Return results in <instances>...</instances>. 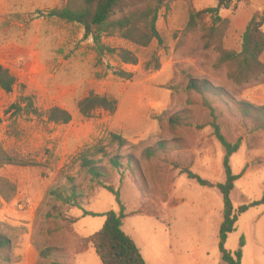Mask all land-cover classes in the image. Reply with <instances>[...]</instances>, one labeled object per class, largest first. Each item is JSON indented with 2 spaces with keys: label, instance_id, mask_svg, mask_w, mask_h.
<instances>
[{
  "label": "rangeland",
  "instance_id": "374dc122",
  "mask_svg": "<svg viewBox=\"0 0 264 264\" xmlns=\"http://www.w3.org/2000/svg\"><path fill=\"white\" fill-rule=\"evenodd\" d=\"M66 1L0 0V63L18 81L11 94L0 89V145L41 162L16 172L17 194L12 201L0 195V232L13 240L0 253V264H102L90 237L105 217L83 216L82 210L70 206H61L50 217L53 206L47 195L65 183L66 174H78L83 149L104 145L117 153L110 145L111 133L136 145L121 150L125 166L113 171L111 182L127 215L123 229L146 263L223 264L219 250L223 195L185 171L212 183L225 182V151L215 136V122L229 141L243 139L230 160L235 174L245 169L231 193L235 209L262 198L264 130L257 129L232 101L264 105V74L234 84L228 66L218 65L217 50L206 46L203 26L187 28L191 8L213 7L218 0H165L158 20L163 44L155 41L138 48L117 36L105 39L112 48L135 52L136 65L122 64L115 55L99 61L82 26L46 16L47 10ZM256 12H264V0H234L230 10H221V16L231 20L224 36L226 48L240 50L248 19ZM211 22L207 17L205 24ZM157 58L160 69L148 68ZM121 70L132 73V78L118 76ZM191 77L207 81L226 99L187 90ZM91 91L115 97L117 111L100 110L92 118L83 117L77 105ZM23 94L33 95L42 111L53 106L69 110L73 120L49 124L44 118L20 116L14 124L7 111ZM104 165L111 170L107 160ZM4 174L0 172L1 180ZM92 195L86 210L120 212L108 190L100 187ZM242 237V264H264V205L239 217L226 248L237 250ZM49 248L51 255L42 257Z\"/></svg>",
  "mask_w": 264,
  "mask_h": 264
},
{
  "label": "trees",
  "instance_id": "16d2710c",
  "mask_svg": "<svg viewBox=\"0 0 264 264\" xmlns=\"http://www.w3.org/2000/svg\"><path fill=\"white\" fill-rule=\"evenodd\" d=\"M234 0H218L216 6L202 10L191 8L187 28L191 31L203 26V38L206 46H214L218 52V65H227L228 78L236 85L249 83L264 74V12H256L248 24L242 36L240 50L228 49L224 46V36L231 25V20L222 17L221 10H230ZM165 0H67L61 7L47 10L48 18H56L66 23L78 24L84 29V36L93 40V49L98 60L102 61L105 55H115L122 64L136 65L139 62L138 55L129 49H115L105 43L108 37L117 36L138 48H148L153 42L163 44L164 40L158 28L160 12L165 8ZM210 17L211 24H205ZM159 70L160 60H155L153 68ZM117 75L124 79H131L132 73L124 70ZM17 77L12 71L0 63V89L7 94L13 93L17 86ZM187 90L200 93H212L221 99H226L222 93L214 90L207 81L199 82L190 78ZM235 108L246 118L254 121L257 129L264 130V105H255L250 102L232 101ZM118 100L110 95L99 94L91 91L78 102V111L85 118H92L97 111L103 110L114 113L118 109ZM13 123H17L20 116H36L44 118L49 124H69L73 120L72 113L62 107L53 106L46 111L40 110L35 103V98L30 94H23L19 100L12 104L7 114ZM214 133L224 148L225 156L223 167L226 180L223 183H212L200 175L187 170L188 176L199 184L208 187H216L223 195L224 209L223 219L219 231V250L223 264H242L243 248L245 240L242 237L239 248L230 251L226 248L229 235L236 230L239 217L251 208L264 205V193L261 199L244 204L235 209L231 199V193L235 183L244 175L245 169L240 174H235L230 164L231 157L241 148L243 139L229 141L222 133L217 123L212 124ZM110 145L116 147L117 153L108 151L104 145H96L83 149L78 157V174L65 175L63 185L53 187L48 191V199L52 203V210L48 213L54 217L53 211L60 210L61 206H70L83 211V216H104L103 226L90 237V242L96 255L102 264H147L141 249L135 240L124 229V219L127 216L120 200V192L111 180L113 171L121 170L125 165L121 150L127 147H135L125 137L111 133ZM108 161L111 170L104 165ZM132 163L131 157L127 158ZM29 166H41V162L29 160L26 157L6 151L0 145V172L5 173L0 179V195L5 201H12L17 194V171ZM15 172V174H13ZM104 188L111 192L120 206V212L109 211L105 214H97L86 210L88 203L97 188ZM60 216L62 214L60 213ZM12 237L0 232V253L11 247ZM53 249L41 253L42 257L51 255ZM9 260V259H7ZM54 264H63L54 261Z\"/></svg>",
  "mask_w": 264,
  "mask_h": 264
},
{
  "label": "crops",
  "instance_id": "0c3cea01",
  "mask_svg": "<svg viewBox=\"0 0 264 264\" xmlns=\"http://www.w3.org/2000/svg\"><path fill=\"white\" fill-rule=\"evenodd\" d=\"M254 14H255V13H254ZM254 14H253V15H254ZM253 15H252V16H253ZM252 16H251V18H252ZM251 18H250V19H251ZM249 21H250V20L248 19V22H249ZM247 24H248V23H247ZM262 61L264 62V54H263V56H262Z\"/></svg>",
  "mask_w": 264,
  "mask_h": 264
}]
</instances>
